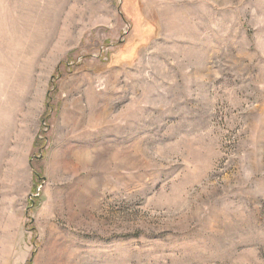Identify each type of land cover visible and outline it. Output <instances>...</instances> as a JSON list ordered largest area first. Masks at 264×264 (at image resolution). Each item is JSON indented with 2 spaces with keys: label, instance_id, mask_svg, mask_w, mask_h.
I'll use <instances>...</instances> for the list:
<instances>
[{
  "label": "rangeland",
  "instance_id": "374dc122",
  "mask_svg": "<svg viewBox=\"0 0 264 264\" xmlns=\"http://www.w3.org/2000/svg\"><path fill=\"white\" fill-rule=\"evenodd\" d=\"M0 264H264V0H0Z\"/></svg>",
  "mask_w": 264,
  "mask_h": 264
},
{
  "label": "crops",
  "instance_id": "0c3cea01",
  "mask_svg": "<svg viewBox=\"0 0 264 264\" xmlns=\"http://www.w3.org/2000/svg\"><path fill=\"white\" fill-rule=\"evenodd\" d=\"M54 143L56 145L57 141L55 142V140H54L53 145H54ZM80 143H81V141L80 142H78V141H70V138H66L65 140L59 141L58 142V146L54 147V150L55 151H62V152L73 150L75 152H79V149L77 147L80 145ZM83 144H85V143H83ZM83 148H85V147H83ZM52 149H53V147H52ZM55 151H54V153H55Z\"/></svg>",
  "mask_w": 264,
  "mask_h": 264
},
{
  "label": "trees",
  "instance_id": "16d2710c",
  "mask_svg": "<svg viewBox=\"0 0 264 264\" xmlns=\"http://www.w3.org/2000/svg\"><path fill=\"white\" fill-rule=\"evenodd\" d=\"M39 178H40V177H39ZM30 202L33 203V202H34V199H30ZM30 208H31V206H30Z\"/></svg>",
  "mask_w": 264,
  "mask_h": 264
}]
</instances>
